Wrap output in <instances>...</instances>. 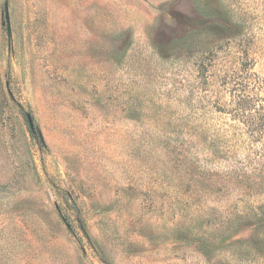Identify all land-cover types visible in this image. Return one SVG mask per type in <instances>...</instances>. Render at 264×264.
Wrapping results in <instances>:
<instances>
[{"label":"rangeland","instance_id":"rangeland-1","mask_svg":"<svg viewBox=\"0 0 264 264\" xmlns=\"http://www.w3.org/2000/svg\"><path fill=\"white\" fill-rule=\"evenodd\" d=\"M241 94L264 0H0V264H264V149L210 147Z\"/></svg>","mask_w":264,"mask_h":264},{"label":"trees","instance_id":"trees-1","mask_svg":"<svg viewBox=\"0 0 264 264\" xmlns=\"http://www.w3.org/2000/svg\"><path fill=\"white\" fill-rule=\"evenodd\" d=\"M219 16V15H218ZM215 16L214 14H211L210 12H203V17L199 21H193V20H188L185 22V32L184 36L189 37L194 34H203V35H212L214 34L221 26V19ZM224 96V95H223ZM231 96V95H230ZM236 97V104L238 106L234 110L242 111L244 110L245 112L247 110L252 111L254 114L248 115L244 120L247 121L248 125L251 126L252 128L243 132V131H224V133L221 134L222 139L217 140L214 144H211L210 147L216 146V150L212 149V153L214 155H219L221 153L222 145L225 143L227 140L228 142L230 141L229 145L227 147L228 150L231 148V146H234L237 143H241L243 141V138H246L247 144H252V143H260L261 147L260 150L264 149V99L261 98H255L254 94H248V95H238ZM261 100L260 102H256V100ZM233 101L232 99L230 102ZM248 103H253L252 108H243L245 107L244 104ZM247 109V110H246ZM237 112V111H236ZM243 114V113H242ZM239 113L234 116L236 119L238 118V121L243 122L240 120V116H238ZM244 115V114H243ZM243 122V123H244ZM32 132V131H31ZM221 147L219 148V145ZM227 150V151H228ZM259 155V154H258ZM264 154H260L259 158H263Z\"/></svg>","mask_w":264,"mask_h":264},{"label":"water","instance_id":"water-1","mask_svg":"<svg viewBox=\"0 0 264 264\" xmlns=\"http://www.w3.org/2000/svg\"><path fill=\"white\" fill-rule=\"evenodd\" d=\"M3 17H4L3 24H5V26H6L7 36H8V38H10L11 37V27H10V18H9V10H8V3L7 2H4ZM26 118H27V122H28L30 130L32 132H34V125H33V120L31 118V116L29 114H27Z\"/></svg>","mask_w":264,"mask_h":264}]
</instances>
